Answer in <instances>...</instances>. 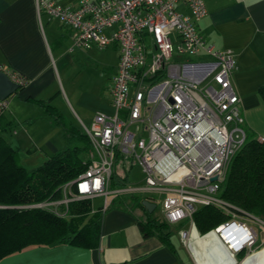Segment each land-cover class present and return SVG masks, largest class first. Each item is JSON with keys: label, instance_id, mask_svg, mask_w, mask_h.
<instances>
[{"label": "built area", "instance_id": "obj_1", "mask_svg": "<svg viewBox=\"0 0 264 264\" xmlns=\"http://www.w3.org/2000/svg\"><path fill=\"white\" fill-rule=\"evenodd\" d=\"M34 2L38 17L57 20L70 31V51H102L115 45L119 62L109 85L114 114H95L89 127L79 122L94 161L60 187V199L26 209L65 218L71 203L89 201L92 207L94 199H100L96 211L104 213L120 197L135 195L160 199V212L169 225L189 221L194 228L193 215L201 207L256 219L220 198L247 132L231 82L235 56L216 49L197 29L207 15L203 0H79L76 6ZM177 4L189 15L177 11ZM173 54L177 59L198 58L175 63L170 62ZM0 72L20 86L25 83L2 66ZM5 108L6 102L0 101V117ZM256 141L262 143L264 137ZM124 164L129 170L138 164L141 184L111 188L115 168ZM232 226L237 228L230 241L223 242L242 241L234 249L237 254L256 240L257 233L236 220L216 230ZM178 235L182 241L189 236L185 230Z\"/></svg>", "mask_w": 264, "mask_h": 264}, {"label": "crops", "instance_id": "obj_2", "mask_svg": "<svg viewBox=\"0 0 264 264\" xmlns=\"http://www.w3.org/2000/svg\"><path fill=\"white\" fill-rule=\"evenodd\" d=\"M54 1L61 6H76L79 2ZM203 3L207 15L198 22L197 29L216 49L234 54L236 70L231 82L240 98L245 130L255 138L264 137V102L258 93L264 86V0H203ZM176 9L189 15L182 4H177ZM56 21L45 15L38 17L34 0H0V66L25 82L14 95L19 102L18 109L13 101L6 102L2 122L8 126L4 132L15 136L14 128L18 126L23 131V140L30 134L33 143L27 141L40 145L43 160L64 149L59 143L67 144V133L62 126L55 125L37 101L55 108L65 125L81 122L89 127L95 114H114L109 87L85 90L78 77H74L81 66L90 64L95 49L70 51V31ZM102 52L107 56L115 54V73L118 48L112 45ZM10 141L14 146L21 139ZM91 209L95 212L99 207L92 204ZM138 218V212L110 207L101 213L97 247L32 246L2 258L0 264H197L185 247L173 243L172 237L168 244L156 236L145 237L139 229ZM216 233L226 242L230 241L227 231L220 229L215 232V239L209 238L212 233L201 238L192 233L189 244L196 242L203 247L202 240L209 238V243L218 240L222 247H213L216 263L233 264L230 258H234V249L241 243L231 240L225 246ZM261 255H258L260 260L264 256ZM202 264H212V261Z\"/></svg>", "mask_w": 264, "mask_h": 264}, {"label": "trees", "instance_id": "obj_3", "mask_svg": "<svg viewBox=\"0 0 264 264\" xmlns=\"http://www.w3.org/2000/svg\"><path fill=\"white\" fill-rule=\"evenodd\" d=\"M258 93L264 102V86L259 88ZM36 103L44 108L55 125L65 129L67 144L38 169L28 171L18 164L16 152L1 136L8 125H3L0 117V260L32 246L71 244L95 248L98 245L101 212H92L89 201L71 203L65 218L39 209L25 208L30 204L60 199V187L87 169L81 156L91 148L80 125H65L55 108L41 101ZM118 168L122 167L115 168L111 188L126 184L125 173L118 171ZM220 198L264 221V142L259 143L255 137L247 134L246 143L230 163ZM143 201L156 205L153 198L134 195L120 197L111 207L138 212V226L144 236H156L168 244L185 222L177 225L161 223L158 221L160 214L155 215L156 208L151 214L148 213L142 205ZM229 219L216 207L198 208L193 215L196 230L207 236L217 227L228 223Z\"/></svg>", "mask_w": 264, "mask_h": 264}, {"label": "rangeland", "instance_id": "obj_4", "mask_svg": "<svg viewBox=\"0 0 264 264\" xmlns=\"http://www.w3.org/2000/svg\"><path fill=\"white\" fill-rule=\"evenodd\" d=\"M92 56L93 57H91V59H90V64H86L84 66H81L79 68V71L75 73L76 75L74 77L75 78L78 77L80 85H82L83 89H85V90H93L96 87L101 88V86L104 90H106L110 85V78L114 74L113 73L114 72L113 64H114L115 54L114 55L110 54L109 56H107V55H104V52L95 50L93 52ZM194 58H198V57L183 56V57H181V59H177V56L175 54H173V57H172L170 62L176 63V62L182 61V60L194 61L195 60ZM11 101H13L12 104L14 103L15 109L17 110L19 102H18L16 96H14V95L10 96L9 98H7L5 100V102H8V103H11ZM58 101H60V100H58ZM33 107H35V106H33ZM35 109H37V108H35ZM33 113H37V110L36 111L33 110ZM14 129L17 131V135L11 136L9 134V132H4L1 134V136L11 146V148L16 152L19 165L23 166L28 171H34V170L38 169L43 164V162L45 161L41 157L42 153L40 151V145L39 144H31V143H33V139L31 138L30 134L29 135L27 134V138L23 140L21 138L22 136H24L23 131L18 126H16ZM262 132H264V131H262ZM34 136H36V135H34ZM11 138L12 139L13 138H19V139H21V141L19 143H17L18 145L14 144V146H13L11 144V141H10ZM27 140L28 141L31 140L30 141L31 143H29ZM90 145H91V143H90ZM59 146H63L65 148L66 142L65 143H59ZM92 151L93 150H92V146H91L89 151H87L85 154H83L81 156L83 163L87 164V167L95 159L93 157ZM121 167L122 168H118L117 170L123 171L125 173L124 177L126 178V183L141 184L142 173H141V170H140V167L138 166V164L133 165L131 173L129 175V179H127V177H126V174L129 172L128 166H126V164H124ZM152 198L156 200L155 215L157 216L160 214V217H161V219H159L158 221H160L161 223L162 222L165 223L166 221L160 212V210H161L160 199H158L156 196L152 197ZM92 204H93V207L97 208V207H100L101 201L99 199H94ZM30 205H33V204H30ZM224 213H226V212H224ZM226 215H228V217H230L228 222H230L232 220H236V221L241 222V223L244 222L247 225L251 226L257 233V238L251 245L245 247L239 253L234 254L235 259L229 257L231 259V261L234 260L233 264H246V263L253 264L256 261L264 262V256H262V255H264V221H262L261 219H259L256 216H254V218H256V219H246L240 213H234V214L226 213ZM232 215H235V217H233ZM258 222H260V223H258ZM193 224H194V222H193ZM171 227L174 228L176 226H171ZM235 229L236 228L234 227V228L228 230L227 233L230 235L231 232H233ZM181 230L187 231L189 236L187 237L186 240L182 241L180 236L178 235V233H174V235L172 236V241L174 244H176L179 247H185L188 254L193 255L197 264H202L203 262H210V260L212 261V264H217L215 261L216 257H217L215 255L216 251L213 247L219 248V247H222V245L218 242V240H215L216 242H214V243L208 242L210 237H214V234H215L214 230L212 232H210V233H212V235L209 236V238L201 241L204 244L203 247L199 246L196 242H194L193 245L189 244L191 232L197 234L200 238L206 235V234L201 235L196 230L195 225L193 228L191 223L189 221H187L184 223ZM218 238H219V236H218ZM213 239H215V237ZM261 253H262V255H261ZM258 255L262 256L261 260H260Z\"/></svg>", "mask_w": 264, "mask_h": 264}, {"label": "water", "instance_id": "obj_5", "mask_svg": "<svg viewBox=\"0 0 264 264\" xmlns=\"http://www.w3.org/2000/svg\"><path fill=\"white\" fill-rule=\"evenodd\" d=\"M19 89V84L13 82L6 73L0 72V101H5L10 96L17 94ZM215 180V178L212 179V181ZM142 205L150 214L154 211L156 207L154 204L148 201H143Z\"/></svg>", "mask_w": 264, "mask_h": 264}, {"label": "bare ground", "instance_id": "obj_6", "mask_svg": "<svg viewBox=\"0 0 264 264\" xmlns=\"http://www.w3.org/2000/svg\"><path fill=\"white\" fill-rule=\"evenodd\" d=\"M237 228V226H232L230 229H232V228ZM217 229V228H216ZM216 229H214V232H217V230ZM221 229H224L225 230V232L226 231H228V230H230V229H228V230H226V228L225 227H223V228H221ZM220 230V229H219ZM218 230V231H219ZM193 231V230H192ZM232 233V232H231ZM191 235H192V232L190 233V239L189 240H191ZM217 235H218V233H217ZM219 236V235H218ZM220 238H221V236H219ZM230 238H231V234H230ZM222 239V238H221ZM222 241H223V239H222ZM237 242V241H236ZM190 243V242H189ZM224 243V242H223ZM239 243H241L242 244V241H240ZM241 244H239L238 245V248L237 249H239V247H240V245ZM226 246V245H225ZM227 249H228V247H227ZM229 250V249H228ZM254 264H262L261 262H259V261H257L256 263H254Z\"/></svg>", "mask_w": 264, "mask_h": 264}]
</instances>
